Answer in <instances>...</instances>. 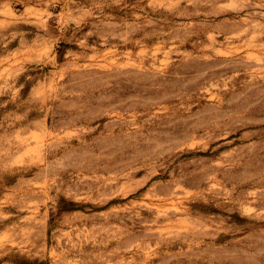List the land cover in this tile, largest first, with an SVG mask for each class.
I'll return each instance as SVG.
<instances>
[{
    "label": "rangeland",
    "instance_id": "rangeland-1",
    "mask_svg": "<svg viewBox=\"0 0 264 264\" xmlns=\"http://www.w3.org/2000/svg\"><path fill=\"white\" fill-rule=\"evenodd\" d=\"M0 264H264V0H0Z\"/></svg>",
    "mask_w": 264,
    "mask_h": 264
}]
</instances>
